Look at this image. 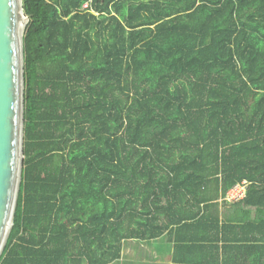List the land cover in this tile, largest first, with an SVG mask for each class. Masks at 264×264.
<instances>
[{
    "label": "trees",
    "instance_id": "obj_1",
    "mask_svg": "<svg viewBox=\"0 0 264 264\" xmlns=\"http://www.w3.org/2000/svg\"><path fill=\"white\" fill-rule=\"evenodd\" d=\"M22 7L24 158L0 264H107L126 239L219 230L243 180L220 230L264 264V0Z\"/></svg>",
    "mask_w": 264,
    "mask_h": 264
},
{
    "label": "water",
    "instance_id": "obj_2",
    "mask_svg": "<svg viewBox=\"0 0 264 264\" xmlns=\"http://www.w3.org/2000/svg\"><path fill=\"white\" fill-rule=\"evenodd\" d=\"M27 22L22 0H0V256L13 227L22 180Z\"/></svg>",
    "mask_w": 264,
    "mask_h": 264
},
{
    "label": "crops",
    "instance_id": "obj_3",
    "mask_svg": "<svg viewBox=\"0 0 264 264\" xmlns=\"http://www.w3.org/2000/svg\"><path fill=\"white\" fill-rule=\"evenodd\" d=\"M223 202L217 201L219 230L210 222L194 221L173 227L155 239H126L121 243L119 258L107 264H256V245L252 243L248 250L238 248L226 241L236 236L220 230ZM244 236L242 232L238 237Z\"/></svg>",
    "mask_w": 264,
    "mask_h": 264
},
{
    "label": "built area",
    "instance_id": "obj_4",
    "mask_svg": "<svg viewBox=\"0 0 264 264\" xmlns=\"http://www.w3.org/2000/svg\"><path fill=\"white\" fill-rule=\"evenodd\" d=\"M247 186H248V183L247 181H244V180L240 183H237L236 185H234L231 189L227 191L223 200L228 203H235L243 199L246 195Z\"/></svg>",
    "mask_w": 264,
    "mask_h": 264
},
{
    "label": "rangeland",
    "instance_id": "obj_5",
    "mask_svg": "<svg viewBox=\"0 0 264 264\" xmlns=\"http://www.w3.org/2000/svg\"><path fill=\"white\" fill-rule=\"evenodd\" d=\"M223 200V199H222Z\"/></svg>",
    "mask_w": 264,
    "mask_h": 264
}]
</instances>
